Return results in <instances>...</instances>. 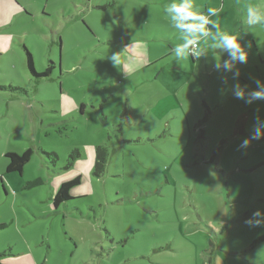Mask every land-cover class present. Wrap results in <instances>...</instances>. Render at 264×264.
I'll use <instances>...</instances> for the list:
<instances>
[{"label":"rangeland","instance_id":"1","mask_svg":"<svg viewBox=\"0 0 264 264\" xmlns=\"http://www.w3.org/2000/svg\"><path fill=\"white\" fill-rule=\"evenodd\" d=\"M169 2L95 0L97 12L85 0H0V264H264V224L246 223L264 212V101L233 94L264 82V25L238 11L253 0H191L251 46L233 79L215 68L228 59L215 29L176 61ZM27 51L38 74L54 62L53 73L32 74ZM27 149L24 171L7 174L6 154ZM78 176L55 208L52 182Z\"/></svg>","mask_w":264,"mask_h":264},{"label":"clouds","instance_id":"2","mask_svg":"<svg viewBox=\"0 0 264 264\" xmlns=\"http://www.w3.org/2000/svg\"><path fill=\"white\" fill-rule=\"evenodd\" d=\"M164 11L172 22V26L183 34V43L174 46L172 49V53L179 64L193 55L198 56L201 51L196 47L198 41L202 37H209L212 29H215L216 35L213 39L217 42L212 47L222 49L228 56L227 60L216 63L215 68L218 71L223 68L224 71L231 72L233 79L240 76V71L235 65L247 63L251 46L242 45L236 35L220 31L218 25L210 19V17L218 15L215 9L209 8L207 13H204L194 9L191 0H170ZM246 19L250 25H264V11L256 6H249L246 9ZM111 59L117 66L119 63L118 55L113 54ZM246 89L247 85L241 86L237 83L233 87V94L237 99L244 100L245 103L249 104L257 100L264 101V82L257 80L256 89ZM261 136H264V122L258 119L254 129V138ZM249 144L250 140L244 139L240 147L247 148ZM246 223L254 227L264 224V212L257 210Z\"/></svg>","mask_w":264,"mask_h":264},{"label":"trees","instance_id":"3","mask_svg":"<svg viewBox=\"0 0 264 264\" xmlns=\"http://www.w3.org/2000/svg\"><path fill=\"white\" fill-rule=\"evenodd\" d=\"M96 9H101L105 10V6H97ZM28 53V58H27V63H28V68L32 74H34L37 77H47L50 76L54 69H55V64L54 62L50 64L41 74H38L36 72L35 66H34V61H33V56L32 54L27 51ZM85 107V105H82V109ZM129 113L128 109L125 108L122 112V117L127 116ZM104 116V114H102ZM47 156H51L56 160V155L54 153H46ZM32 156V150L27 149L23 154L19 155L17 153L13 152H8L6 154V158L8 160V164L6 167V173H19L21 174L26 167V165L30 162ZM81 154L78 149H75L71 154L70 158L75 159L76 157H80ZM110 156L109 152V146L107 143H102L96 147V156H95V162H94V167H93V175L95 177L100 178L107 166L108 159ZM81 181V178L78 176L74 179L68 180L63 182L59 189L56 191V193L53 196V206L55 208H58L61 204L64 202H67L72 199L71 196V190L77 186ZM0 182L3 185V179L0 177ZM44 184L43 178L39 177L36 178L32 181H28L24 185V189H32L34 187L40 186ZM6 227L5 225H0V229Z\"/></svg>","mask_w":264,"mask_h":264},{"label":"crops","instance_id":"4","mask_svg":"<svg viewBox=\"0 0 264 264\" xmlns=\"http://www.w3.org/2000/svg\"><path fill=\"white\" fill-rule=\"evenodd\" d=\"M85 2H87L88 3V7L89 8H86L87 10H89L90 8V10H92V11H97V12H99V11H102L101 9H96L97 8V6L98 5H96L95 4V0H85ZM263 4H264V0H253V2L250 4V5H248V6H241L240 5V2H238V4L237 5H239L238 6V11L239 12H241V13H246V9H247V7H249V6H256V7H258L260 10H261V8L263 7ZM83 7L85 6V4H83L82 5ZM106 10V9H105ZM205 10L207 11L208 10V8L207 7H205ZM104 11V10H103ZM245 21H246V19L245 18H243V17H241V22L244 24L245 23ZM53 63V62H52ZM87 154L89 155V152L87 151ZM95 156H96V150H95ZM94 162H95V159H94ZM28 165V164H27ZM26 165V166H27ZM93 167H94V165H93ZM25 169V168H24ZM24 171V170H23ZM92 173H93V169H92ZM2 178V177H1ZM3 179V178H2ZM63 181V180H62ZM62 181L60 180V179H58V181H53L52 182V186H53V190H54V192H53V196H54V194L56 193V191L59 189H57V187H58V185L61 183L62 184ZM60 184V185H61ZM3 186L5 187V185H4V179H3ZM60 187V186H59Z\"/></svg>","mask_w":264,"mask_h":264},{"label":"built area","instance_id":"5","mask_svg":"<svg viewBox=\"0 0 264 264\" xmlns=\"http://www.w3.org/2000/svg\"><path fill=\"white\" fill-rule=\"evenodd\" d=\"M196 47H197V45H196Z\"/></svg>","mask_w":264,"mask_h":264}]
</instances>
